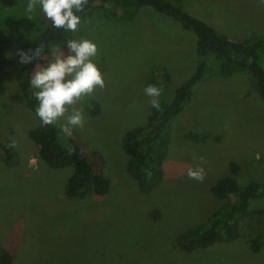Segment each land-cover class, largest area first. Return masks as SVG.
Segmentation results:
<instances>
[{"label":"rangeland","instance_id":"obj_1","mask_svg":"<svg viewBox=\"0 0 264 264\" xmlns=\"http://www.w3.org/2000/svg\"><path fill=\"white\" fill-rule=\"evenodd\" d=\"M179 2L229 38L264 34L261 0ZM27 3L0 0V22L15 16L6 22L15 31V42L34 33L23 17ZM38 8L42 13L37 5L31 14ZM127 13L95 4L81 17L78 30L70 31V40L88 39L97 45L92 60L105 86L70 106L55 124L62 130L59 141L65 144V133L73 135L95 168L108 177L109 187L102 196H65L70 168L48 166L27 135L34 117L15 84L19 61L14 52L9 56L12 61L0 70V136L16 143L8 163L0 155V243L11 251L14 264H264V246L254 250L248 245L263 227L259 219L264 217V193L249 202L237 239L195 255L176 243L180 233L223 203L210 186L229 174V163L239 168L233 175L237 181L264 182V106L255 92H247L245 75L208 74L194 84L170 123L159 184L144 190L126 171L122 137L129 128L144 125L151 109L144 88L162 87L159 101H167L195 64L192 31L147 6L132 10L130 18L123 17ZM59 53L44 55L37 65L46 66ZM74 108L83 109L84 126L65 131L61 126ZM201 156L206 163H200ZM197 166L206 172L203 182L187 176V169Z\"/></svg>","mask_w":264,"mask_h":264},{"label":"trees","instance_id":"obj_2","mask_svg":"<svg viewBox=\"0 0 264 264\" xmlns=\"http://www.w3.org/2000/svg\"><path fill=\"white\" fill-rule=\"evenodd\" d=\"M95 4H107L127 11L128 13L123 16L126 18L131 17L132 10L147 6L173 18L182 28L192 31L195 36L193 70L174 87L169 100L160 101L159 110L151 106L144 125L129 128L122 137V147L127 154L126 171L140 188L150 190L163 179V167L170 141V123L190 98L194 84L206 75L216 74L220 77H228L235 73L245 75L247 92H255L264 106V34L251 33L242 38H229L228 35L222 34L188 13L179 0H88L84 11L76 14L85 17ZM38 12L39 8L34 14L30 13V16L27 13L23 15L34 29V33L19 42L12 40L15 31L6 23L14 21L15 16L8 15L6 22L1 20L0 70L6 63L12 61L9 57L11 52L15 53V58L19 61L18 50L32 55V51L39 44L45 45L43 56L53 50L68 54L66 43L70 40V31L53 27L43 11V15ZM40 60L41 58H36L28 64L19 62L14 76L23 105L34 117L27 135L37 146L39 158L48 166L70 168L64 187L67 198L81 199L88 194L102 196L108 190L109 179L95 168L86 156L83 146L70 133H65L67 143H61L59 134L62 130L56 125H42V121L36 115L37 90L31 87L30 80ZM9 144L8 139L0 136V155L5 163L13 157ZM238 170L235 163H229V174L219 177L210 186V191L223 199V203L201 222L177 236L176 243L180 249L195 255L215 244L228 243L238 238L239 224L249 214V202L264 193V182L253 178L237 181L233 175ZM151 215L155 217V212L151 211ZM260 217V227H264V217L261 215ZM263 227L248 239V245L254 250L264 246ZM14 263L11 251L0 243V264Z\"/></svg>","mask_w":264,"mask_h":264},{"label":"clouds","instance_id":"obj_3","mask_svg":"<svg viewBox=\"0 0 264 264\" xmlns=\"http://www.w3.org/2000/svg\"><path fill=\"white\" fill-rule=\"evenodd\" d=\"M264 3V0H261ZM88 0H28L25 11L33 13L37 5L42 8L44 15L52 22L53 27L67 31H77L81 23V17L76 13L83 12ZM68 54L63 52L55 55L53 62L41 67L39 64L33 72L30 80L32 88L36 89L35 98L38 101L36 115L42 121V125H55L65 114L68 108L77 102H82L84 97L94 92L97 87L103 88L105 81L99 67L92 58L98 53L97 45L88 39L68 40L66 43ZM44 44L29 55L23 50H18L19 62L28 64L33 59H43ZM55 53V50H53ZM162 87L148 84L144 93L150 97V105L160 109L159 97L162 95ZM67 123L62 125L65 131L70 127L84 126L85 120L82 108H74L66 117ZM15 141L9 144L14 148ZM201 164L206 163V158L199 157ZM189 179L203 182L206 172L203 167H189L187 169Z\"/></svg>","mask_w":264,"mask_h":264}]
</instances>
